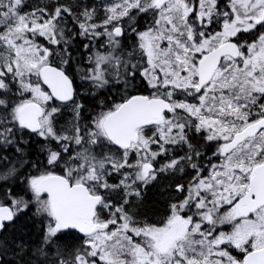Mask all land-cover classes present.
Listing matches in <instances>:
<instances>
[{
    "label": "snow or ice",
    "instance_id": "1",
    "mask_svg": "<svg viewBox=\"0 0 264 264\" xmlns=\"http://www.w3.org/2000/svg\"><path fill=\"white\" fill-rule=\"evenodd\" d=\"M0 264H264V0H0Z\"/></svg>",
    "mask_w": 264,
    "mask_h": 264
},
{
    "label": "trees",
    "instance_id": "2",
    "mask_svg": "<svg viewBox=\"0 0 264 264\" xmlns=\"http://www.w3.org/2000/svg\"><path fill=\"white\" fill-rule=\"evenodd\" d=\"M40 0H33V3H38ZM147 199L149 202L159 201L161 199V193L158 190H151L148 192Z\"/></svg>",
    "mask_w": 264,
    "mask_h": 264
}]
</instances>
